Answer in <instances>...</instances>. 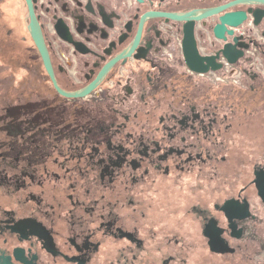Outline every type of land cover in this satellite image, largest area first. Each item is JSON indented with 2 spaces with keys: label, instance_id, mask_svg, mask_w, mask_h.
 Wrapping results in <instances>:
<instances>
[{
  "label": "flooded vegetation",
  "instance_id": "obj_1",
  "mask_svg": "<svg viewBox=\"0 0 264 264\" xmlns=\"http://www.w3.org/2000/svg\"><path fill=\"white\" fill-rule=\"evenodd\" d=\"M0 264H264V0H0Z\"/></svg>",
  "mask_w": 264,
  "mask_h": 264
},
{
  "label": "water",
  "instance_id": "obj_2",
  "mask_svg": "<svg viewBox=\"0 0 264 264\" xmlns=\"http://www.w3.org/2000/svg\"><path fill=\"white\" fill-rule=\"evenodd\" d=\"M31 16H32V14H31ZM31 25L37 27V24L34 22L33 16H32V24H31ZM39 37H40L39 34L36 32V33L34 34V38H35L36 43H37L38 45H40V43H41Z\"/></svg>",
  "mask_w": 264,
  "mask_h": 264
}]
</instances>
